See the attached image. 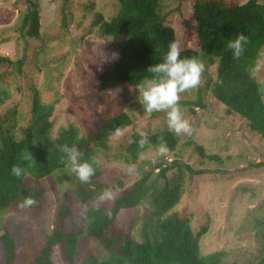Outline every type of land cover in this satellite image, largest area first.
<instances>
[{
	"label": "trees",
	"instance_id": "trees-1",
	"mask_svg": "<svg viewBox=\"0 0 264 264\" xmlns=\"http://www.w3.org/2000/svg\"><path fill=\"white\" fill-rule=\"evenodd\" d=\"M114 7L111 19L95 12L92 20L96 32L106 39L108 46L92 52L91 89L101 91L96 101L101 107L111 101L108 91L120 86L138 92L136 86L152 75L147 68L161 62L169 44L177 42L174 28L162 20L160 0H114ZM40 12L38 3L27 1V10L19 25L23 38L41 39ZM192 16L196 45L194 48L180 47L181 57L202 59L204 76L208 75L210 65L216 63L214 81L208 78L211 96L224 105L226 113H236L243 118L248 129L264 140L263 83L249 75V68L264 49V1L194 0ZM239 33L247 36L249 43L242 57L235 60L232 52L226 50V44ZM114 52L118 53V58H113ZM22 65V59L13 60L0 54V74L9 71L14 78L20 77L24 72ZM262 75L264 78V72ZM6 78L12 80L10 76ZM31 90L33 95L22 130L15 111L9 113L10 117L0 119V210L29 217L31 223L40 227L35 216L43 210L45 189L58 190L54 175L65 169L73 176L74 184L69 190L54 192L52 225L30 264H56L54 254L64 264H222L224 250L201 254L199 242L208 230V222L193 231L192 215L186 209L173 210L180 201L186 176L217 171L195 170L176 156L170 160L158 156L154 163L150 159L142 160L141 157L149 152L157 153L159 138L163 137L169 152L176 150L178 140L166 128L148 133L151 147L141 149L137 143L130 142L140 139L139 131L134 130L124 150L113 156L126 164H137L143 172L133 181H126L127 178L106 181L102 179L103 171L95 156L107 154L115 130L134 126L133 117L120 108L113 115L105 114L100 123L86 124L82 134L69 124L53 137L54 105L43 103L35 87ZM200 90L196 99L180 101V105L188 107L191 113L195 112L194 108H206ZM7 98V91L0 90V105ZM64 144H75L82 153V160L93 163L95 175L89 183H81L70 166L61 162L60 147ZM183 144L192 146L193 140L187 139ZM194 149L201 159L221 160L217 154H206L202 145H195ZM29 154L32 158L26 160ZM262 154V160L253 163V167L264 166V151ZM14 164L25 168L27 174L13 176L11 167ZM105 189L113 194L111 200H106L111 202L110 206L97 199ZM29 196L36 203L21 207ZM140 218L137 238L133 231ZM81 236L94 240L108 254L107 258L81 255L78 245ZM18 256L14 234L8 227H2L0 264H18ZM251 264H264V247L258 260Z\"/></svg>",
	"mask_w": 264,
	"mask_h": 264
},
{
	"label": "rangeland",
	"instance_id": "rangeland-1",
	"mask_svg": "<svg viewBox=\"0 0 264 264\" xmlns=\"http://www.w3.org/2000/svg\"><path fill=\"white\" fill-rule=\"evenodd\" d=\"M27 1L0 0V54L13 60L22 59L24 71L15 78L9 71L0 74V90L8 93V98L0 105V119L15 111L22 130L28 117L32 87L38 90L43 103L52 102L54 105L51 117L53 137L69 124L76 126L82 134L86 124L100 123L105 114L113 115L120 108L124 109L133 117L134 126L124 129L123 136L111 137L110 150L104 154L105 157L95 156V161L103 171L102 179L106 181L139 178L143 169L135 164V171L130 173V164L118 159L116 154L124 150L134 130L153 133L168 128L167 117L164 112H146L140 103L139 92L127 86L108 91L111 100L108 105L101 107L96 103L101 91L91 89L92 52L108 46L106 39L96 32L92 20L95 12H101L107 20L111 19L116 10L114 0H29L41 7L39 40L23 38L19 29ZM225 1L243 3L246 0ZM160 2L164 14L162 20L174 28L179 46L194 48V0ZM213 65H210L208 75L202 76L199 87L181 95L180 101L193 100L201 89L207 107L194 108L195 112L191 113L188 107L180 105L193 132L191 136L174 133L178 145L166 157L170 160L176 156L195 170L212 169L217 172L186 176L180 201L173 210L186 209L192 215L193 231L208 222V230L199 242L201 254L224 250L226 255L222 264H251L258 260L264 247V166H252L263 158L264 140L248 129L243 118L236 113H226L224 105L211 96L208 78L213 82L216 77V63ZM261 75L256 80L263 83L264 97V78ZM7 76L12 80L9 81ZM187 139L193 140L192 146L183 144ZM195 145H202L206 154H217L221 160L201 159ZM158 156V153L149 152L141 159H150L154 163ZM72 178L65 169L54 175L58 190L45 189L43 210L35 216L41 223L40 227L31 223L29 217L0 210V229L8 227L16 239L18 264H30L37 254L52 225L54 195L71 189L74 184ZM106 203L111 205V202ZM140 220L133 231L137 238ZM78 245L81 255L94 254L100 259L108 256L86 236L79 237ZM53 260L56 264H64L55 254Z\"/></svg>",
	"mask_w": 264,
	"mask_h": 264
},
{
	"label": "clouds",
	"instance_id": "clouds-1",
	"mask_svg": "<svg viewBox=\"0 0 264 264\" xmlns=\"http://www.w3.org/2000/svg\"><path fill=\"white\" fill-rule=\"evenodd\" d=\"M249 43V39L243 33H239L236 38L229 39L226 44V50L232 52V57L239 60L245 51V45ZM113 58H118V53H113ZM151 73L150 78L141 81L136 87L140 95V103L144 110L148 113L164 112L167 117V125L170 131L176 135L191 136L193 132L192 125L185 118L184 112L180 106L181 95L191 89L200 86L202 76L205 72V64L199 57H181V48L175 41L171 42L161 62L152 64L147 68ZM264 72V52H261L256 58L254 64L249 68V75L252 79H256ZM115 136H123L124 131L117 128L114 132ZM140 139L138 141H130L137 143L138 147L144 149L145 146L151 147L148 139V133L140 131L138 133ZM156 151L160 156H167L169 147L163 137L159 138ZM61 162L70 166L72 173H75L81 183H89L95 175V167L92 162L82 160V153L79 148L73 144L69 146L64 144L60 147ZM29 154L25 159H31ZM136 169L135 164L128 166L130 173ZM11 174L15 177L26 175V169L19 164L11 167ZM113 194L110 189H105L99 196L98 200L103 202L111 200ZM36 203L31 197H26L21 207H29Z\"/></svg>",
	"mask_w": 264,
	"mask_h": 264
}]
</instances>
